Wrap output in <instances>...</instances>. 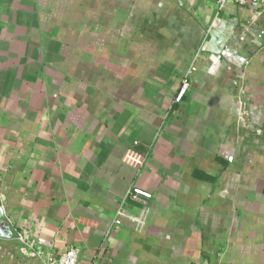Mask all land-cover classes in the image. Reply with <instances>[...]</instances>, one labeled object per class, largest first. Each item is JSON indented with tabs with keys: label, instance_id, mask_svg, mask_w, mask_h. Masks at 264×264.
<instances>
[{
	"label": "crops",
	"instance_id": "0c3cea01",
	"mask_svg": "<svg viewBox=\"0 0 264 264\" xmlns=\"http://www.w3.org/2000/svg\"><path fill=\"white\" fill-rule=\"evenodd\" d=\"M135 186L151 198L124 204ZM123 205L140 228L114 224ZM70 248L77 264H264V8L0 0V264Z\"/></svg>",
	"mask_w": 264,
	"mask_h": 264
},
{
	"label": "built area",
	"instance_id": "2783aa9c",
	"mask_svg": "<svg viewBox=\"0 0 264 264\" xmlns=\"http://www.w3.org/2000/svg\"><path fill=\"white\" fill-rule=\"evenodd\" d=\"M211 1L218 10H222L223 8H225V6L228 3H232L237 6L248 7L255 11L264 8V0H211ZM194 70L195 68L192 65L187 70L186 74L182 77L180 84L173 97L174 104L178 105L182 103L184 98L187 96L190 89V76ZM124 161L129 166L133 168H138L143 164L144 160L138 154L129 150L124 156ZM150 198H151V194L149 192L135 186L130 188L126 192L124 196V204L125 202H135V203L144 204ZM123 218H127L130 221L134 222L138 228H140L143 225V220L140 219L137 220L128 215L127 211L124 208V205L118 209L116 213V219L114 220V224L119 225ZM26 238L27 236L24 233L17 235V240L20 241L21 244L27 247L29 244ZM24 249L25 248H22V251L28 254V252L25 251ZM77 260H78V251L74 248H70L59 254V256L55 260L49 262L48 264H77Z\"/></svg>",
	"mask_w": 264,
	"mask_h": 264
}]
</instances>
